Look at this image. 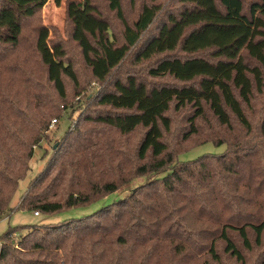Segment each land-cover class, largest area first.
<instances>
[{
  "label": "trees",
  "instance_id": "1",
  "mask_svg": "<svg viewBox=\"0 0 264 264\" xmlns=\"http://www.w3.org/2000/svg\"><path fill=\"white\" fill-rule=\"evenodd\" d=\"M48 1L0 0V220L15 209L33 147L41 146L59 105L69 103L67 78L79 79L73 66V73L53 75L40 48L45 28L26 33ZM106 1L124 27L116 63L95 69L77 22L73 32L93 77L112 76L131 48L137 61L180 50L184 56L167 54L148 70L174 83L151 87L133 74L114 75L112 88L96 98L107 110L85 114L67 131L17 208L55 213L98 202L138 177L151 179L92 214L27 226L17 239L10 229L0 241V264H225L222 253L249 264L245 253L256 250L252 264H264V116L255 131L246 112L264 88V0H179L162 18L159 6L145 5L133 23L123 16L124 0ZM203 51L209 57L196 55ZM36 56L41 68L27 71ZM26 88L39 90L32 102ZM189 106L194 131L208 110L223 126L236 120L244 139L221 154L172 165L168 112ZM139 130L143 137L129 153L127 141Z\"/></svg>",
  "mask_w": 264,
  "mask_h": 264
},
{
  "label": "rangeland",
  "instance_id": "2",
  "mask_svg": "<svg viewBox=\"0 0 264 264\" xmlns=\"http://www.w3.org/2000/svg\"><path fill=\"white\" fill-rule=\"evenodd\" d=\"M245 1L248 6L249 0ZM154 4L162 9L161 18L181 6L179 0H157L155 2L152 0H135L134 2L124 0L123 16L129 23H133L137 20L145 5ZM97 16L106 20L107 23L100 21ZM75 22H77V38H80L85 45L88 61L95 69L105 71L116 63L123 54L124 50L116 49L114 46L115 43L119 45L124 43L122 38L123 23L117 12L110 8L106 0H49L27 27V34H31V30L34 32L37 28H45L40 40V48L45 58L52 63L53 75L56 76L60 69L73 73L71 67L73 66L79 74V79L75 83L67 78L69 103L65 109L63 108L65 103L59 105L60 111L52 118V120L58 118L59 123L51 128V120L46 130H44L46 137L41 141V146L36 145L33 147L34 154L29 161L31 170L26 178L20 181L19 188L12 200L11 206L15 209L0 220V241L10 229L16 230V235H13L12 238L17 239L18 235L26 231L27 226L64 223L74 218L92 214L102 207L128 196L136 187L147 183L151 179L149 176L138 177L98 202L91 205L67 208L55 213L44 214L40 212L39 215H35L33 210L17 208L31 181L49 164L55 149L59 146L67 131L69 132L75 128L77 122L85 114H97L100 111L107 110L106 107L97 104L96 98L104 90L112 88L115 76L125 78L128 74H133L151 87L171 84L174 83L173 78H153L148 74V70L167 54L168 56H184L180 50H177L156 55L149 60L137 61L135 60L136 50L131 48L122 62L112 69V76L100 81L93 77L91 66L86 63L82 48L73 37ZM86 34L91 35L99 47H94L86 39ZM63 54L64 62L68 60L69 64L59 61V56L62 57ZM196 55L209 57L207 51L198 52ZM36 58L38 57L36 56L27 61V68H25L27 71L31 72L34 68H41L37 64ZM248 60L250 59L248 58ZM250 61L254 63L253 60ZM36 90L38 89L26 88L24 92L25 99L32 102V96L39 91ZM28 92L31 95L28 96ZM246 112L256 131L264 116V88L261 93H255L252 104L246 108ZM193 113L194 110L191 106L181 111L172 108L168 112L172 124L170 131L165 133L164 141L167 143L169 152L173 157L172 165L221 154L228 148H232L239 140L244 139L245 130L236 120H233L231 127L223 126L208 110L203 118L195 120L194 131L190 123V117ZM143 133L144 130H139L129 138L127 141L129 153L131 151L135 152ZM133 152L132 154H134ZM259 252L256 250L252 253H245L249 264L256 262ZM222 258L225 264H236L235 260L229 258L228 254L222 253Z\"/></svg>",
  "mask_w": 264,
  "mask_h": 264
},
{
  "label": "built area",
  "instance_id": "3",
  "mask_svg": "<svg viewBox=\"0 0 264 264\" xmlns=\"http://www.w3.org/2000/svg\"><path fill=\"white\" fill-rule=\"evenodd\" d=\"M57 123H59V119H58V118H54V119L52 120V123H51V128H54V127L56 126ZM34 214H35V215H39L40 213L37 212V211H34Z\"/></svg>",
  "mask_w": 264,
  "mask_h": 264
}]
</instances>
